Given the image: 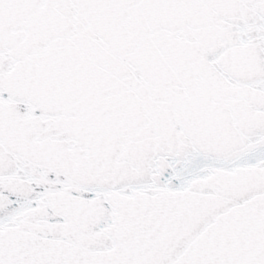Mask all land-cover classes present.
<instances>
[{"label":"snow or ice","instance_id":"snow-or-ice-1","mask_svg":"<svg viewBox=\"0 0 264 264\" xmlns=\"http://www.w3.org/2000/svg\"><path fill=\"white\" fill-rule=\"evenodd\" d=\"M0 264H264V0H0Z\"/></svg>","mask_w":264,"mask_h":264}]
</instances>
